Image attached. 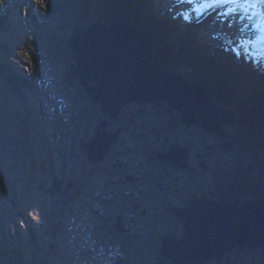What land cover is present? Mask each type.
Segmentation results:
<instances>
[{
	"label": "rangeland",
	"instance_id": "1",
	"mask_svg": "<svg viewBox=\"0 0 264 264\" xmlns=\"http://www.w3.org/2000/svg\"><path fill=\"white\" fill-rule=\"evenodd\" d=\"M155 1L169 15L179 12L189 21L201 23V30H192L193 35L213 50L224 47L227 39L250 56H260L254 52L259 23L249 0L236 5L229 0ZM203 2L209 13L199 18L195 13ZM1 5L10 11L12 24L6 37L13 43L10 49L2 47L0 59L10 63L13 74L25 77L27 85L0 78V247L13 249L8 257L0 255V264L157 263L165 235L185 236L174 213L176 207L188 206L203 192L192 199L187 192H152L149 187L147 194L133 195L129 183L118 182L119 163L125 167L139 163L143 172L151 171V162L132 150L138 146L136 136L142 130L150 139L141 144L151 142L159 147L163 139L175 136L194 142L195 149L207 155L206 160L200 159L201 165L196 164L200 171L196 176L221 185L214 200L224 196L245 199L247 192L254 199L264 195L258 194L264 189V174L257 171L264 166V143L253 141L239 128L228 126L229 137L221 138L183 123L181 114L165 102H132L112 119L85 92L71 70L75 53L68 40L76 26L111 21L100 15L94 2L0 0ZM192 25L185 27L192 29ZM178 73L189 81H199L190 78L196 69L186 62ZM103 120L109 122L108 131L120 130L122 136L112 145V153L92 163L83 146ZM237 134L242 135L238 142ZM227 141L232 142L230 148L224 145ZM206 161L212 164L211 170L203 168ZM60 179L64 180L60 190L52 192ZM68 179L77 181V187L66 186ZM228 183L232 187L226 190ZM118 223L120 230L116 229ZM205 264H264V252L236 248Z\"/></svg>",
	"mask_w": 264,
	"mask_h": 264
},
{
	"label": "water",
	"instance_id": "2",
	"mask_svg": "<svg viewBox=\"0 0 264 264\" xmlns=\"http://www.w3.org/2000/svg\"><path fill=\"white\" fill-rule=\"evenodd\" d=\"M68 41L75 53L72 72L110 118H117L122 107L132 102H165L181 114L183 123L221 138L229 137L228 126L238 128L237 114L223 107L200 81H189L167 69L155 53L153 38L130 20L76 26ZM108 127L109 122L103 120L83 146L92 163L101 162L119 138V132H109ZM240 136L236 135L237 142ZM188 155L187 148L176 144L159 157L163 161L173 157V164L185 167ZM63 181L56 180L52 192H58ZM174 213L184 226L185 236L165 235L158 248L159 261L154 264H205L222 259L236 248H262L264 252V197L243 203L203 195ZM116 229H121L119 223Z\"/></svg>",
	"mask_w": 264,
	"mask_h": 264
},
{
	"label": "trees",
	"instance_id": "3",
	"mask_svg": "<svg viewBox=\"0 0 264 264\" xmlns=\"http://www.w3.org/2000/svg\"><path fill=\"white\" fill-rule=\"evenodd\" d=\"M90 1L96 4V9L103 18L131 20L136 27L149 34L154 40L155 53L167 69L179 72L180 65L185 62L195 68L196 73L190 78L209 87L223 107L237 114L238 128L242 134L252 137L259 144L264 143L263 56L252 57L246 49L234 46L227 39L224 40V47L213 50L202 40L197 41L193 35L192 30H201V23L191 22L188 17L179 15V12L169 15L170 12L161 9L160 4L154 0ZM4 9L5 5H1L0 50L2 47L10 49L11 42L13 43L6 37L12 24L10 11ZM207 21L208 19L204 20V23ZM191 23L192 29L185 27V24ZM9 64L1 57L0 78H11L17 85L26 86V78L13 74V68ZM257 171L263 175L264 166H260L259 170L257 168ZM263 193L264 189L258 190L259 195ZM246 195L248 198L253 197L249 192ZM0 249V255L4 257L10 256L13 250L9 245H3Z\"/></svg>",
	"mask_w": 264,
	"mask_h": 264
},
{
	"label": "flooded vegetation",
	"instance_id": "4",
	"mask_svg": "<svg viewBox=\"0 0 264 264\" xmlns=\"http://www.w3.org/2000/svg\"><path fill=\"white\" fill-rule=\"evenodd\" d=\"M114 132H119V138L115 142L117 143L120 141L122 134L120 130H116ZM136 137H139L140 141L144 143L146 139H150V138H146L145 131L143 130ZM140 141H137L138 143H135L138 146H136L132 150L140 151L144 155L146 162H151L152 165L151 171L143 172L141 170L142 167L141 168L137 167V164L139 163L136 164L133 162L128 164V166L126 167L121 163H119V166L121 168L120 170H122V172L120 176H118V182L129 183L131 185V189L133 190L131 192L133 193V195L138 192L147 194L149 192V187L151 188V190H153L152 192H154L155 189H158L159 191H167L172 189L173 192L176 191L187 192V196L191 194L192 199L195 196H198L196 193H199V191L203 192V194L201 195H207L211 199L214 198V194L217 195V192L221 187V185L219 183L217 184V182L215 184H212L213 182L211 183L209 178H205L203 176H201V178L199 177L200 171L197 169L196 164L199 163L201 165L200 159L206 160L207 155H202L198 149H195L194 142L189 143L188 141H184V140L182 141L180 140V137L177 136H175L174 139H163V144H161L159 147L150 144L151 142L149 144H143V143L141 144ZM176 144H179L182 147L188 149L189 152L187 158L188 168L186 169H184V167H179L173 164L172 163V161H174L173 157H171L169 160L163 161L160 159L158 155L159 152H169L173 147V145ZM224 145H226V148H230L232 142L227 141ZM109 153H112V150L109 151ZM208 163L209 162L207 161L203 162L202 166L206 170H211L212 164H210L211 165L210 166ZM132 168H133V173H130L129 170H131ZM197 174L199 175L196 176ZM137 183H139L140 185L137 186L136 185ZM65 185L66 186L70 185L74 189L75 187H77L78 183L77 181H70L68 179ZM229 187H232L231 184L229 185L228 183L225 185L226 190H229ZM241 194L242 193H240V195ZM188 206L184 208H187ZM134 208L136 210H139L140 208L139 204H135ZM177 208L182 209L183 207L180 206V207H176V209ZM142 213L145 214V210L143 211L142 209ZM120 216L122 217L123 225H125L126 223L124 217L122 215Z\"/></svg>",
	"mask_w": 264,
	"mask_h": 264
},
{
	"label": "bare ground",
	"instance_id": "5",
	"mask_svg": "<svg viewBox=\"0 0 264 264\" xmlns=\"http://www.w3.org/2000/svg\"><path fill=\"white\" fill-rule=\"evenodd\" d=\"M214 2H217V3H221V1L223 2V0H213ZM225 1V0H224ZM243 1H245V0H229V3L230 4H234V5H236V4H240L241 2H243ZM253 5H252V9H253V11H255V16H254V18H255V20H256V22L257 23H259V29H261L262 27H264V0H249ZM199 127V126H198ZM209 127V126H208ZM212 128H213V126H212ZM204 129V128H203ZM205 130V129H204ZM228 130V129H227ZM206 131V130H205ZM208 132V131H207ZM210 133H212V134H214L213 132H210ZM214 135H216V134H214ZM218 136V135H217ZM172 149V148H171ZM161 153H164V152H159L158 153V155H160ZM187 164V163H186ZM188 165V164H187ZM187 165L185 166V167H187ZM182 167V166H181ZM184 167V168H185ZM225 197V196H224ZM264 197V195H262V196H260L259 198H257V199H254V198H251V197H249V198H245V199H239V200H241V202H243V203H248V202H250V199H251V201H258L260 198H263ZM223 198V197H222ZM221 198V199H222ZM227 199H229L228 197H226ZM230 200V199H229ZM234 200V199H233ZM178 210V209H177ZM262 249V248H261Z\"/></svg>",
	"mask_w": 264,
	"mask_h": 264
}]
</instances>
